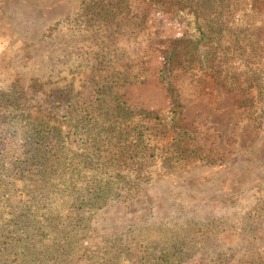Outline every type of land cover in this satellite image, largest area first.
I'll use <instances>...</instances> for the list:
<instances>
[{
    "label": "rangeland",
    "instance_id": "rangeland-1",
    "mask_svg": "<svg viewBox=\"0 0 264 264\" xmlns=\"http://www.w3.org/2000/svg\"><path fill=\"white\" fill-rule=\"evenodd\" d=\"M167 3L0 0L11 159L43 128L40 148L63 162L45 186L67 195L56 179L74 168L80 185L111 182L88 257L153 264L157 238L190 243L176 264H264V26L246 27L247 0Z\"/></svg>",
    "mask_w": 264,
    "mask_h": 264
},
{
    "label": "trees",
    "instance_id": "trees-1",
    "mask_svg": "<svg viewBox=\"0 0 264 264\" xmlns=\"http://www.w3.org/2000/svg\"><path fill=\"white\" fill-rule=\"evenodd\" d=\"M150 1L154 4L162 2L163 7L168 4V0ZM247 1L250 21L248 17L244 19L246 27H263V0ZM255 31L264 49V36L258 29ZM243 71V88L254 87L255 76L251 69L244 67ZM170 91L175 96L173 89ZM39 130L43 131V128ZM39 130L36 131L38 141L31 143L34 146L32 154L12 160L11 153H18L15 131L13 137H8L5 135V125L0 123V174L5 176L0 179V264H48V260L50 264H129V259L124 258L126 255L118 254L113 259L88 257V245H84V239L93 229L92 214L104 205L113 191L115 193L111 182L107 180L102 183L94 175L90 185H80L79 171L74 168L69 171L70 175L75 171L73 178L62 179L59 173L56 179L58 184L63 182L70 186L67 195L66 188L57 192L53 186H45L44 179L48 182L53 173L48 169L56 164L59 167L63 162L60 161L61 157L54 160L40 148L41 145L45 146L46 138ZM16 173L17 177L14 175ZM42 197H47L49 201H42ZM149 240L144 243V252L159 250L158 255L153 256V264L180 263L192 247L182 239ZM152 255L155 254L152 252Z\"/></svg>",
    "mask_w": 264,
    "mask_h": 264
}]
</instances>
